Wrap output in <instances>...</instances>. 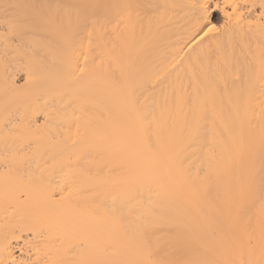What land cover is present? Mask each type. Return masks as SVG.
Listing matches in <instances>:
<instances>
[{
	"label": "bare ground",
	"instance_id": "obj_1",
	"mask_svg": "<svg viewBox=\"0 0 264 264\" xmlns=\"http://www.w3.org/2000/svg\"><path fill=\"white\" fill-rule=\"evenodd\" d=\"M113 2L0 0V264H259L264 32L232 11L256 21L259 0L77 18Z\"/></svg>",
	"mask_w": 264,
	"mask_h": 264
},
{
	"label": "snow or ice",
	"instance_id": "obj_2",
	"mask_svg": "<svg viewBox=\"0 0 264 264\" xmlns=\"http://www.w3.org/2000/svg\"><path fill=\"white\" fill-rule=\"evenodd\" d=\"M13 7H19L17 5H14ZM75 11L77 13L78 20L83 21L84 23L89 22V16H92L91 22L93 24L103 21L104 23H111L112 17H117L116 25L115 27H119L122 20L127 18L128 23L131 24L132 22V16H133V9L136 7H139V5L133 4L131 0H114L113 3L105 4L102 8H99L97 5H88V4H80L76 5ZM204 9V20H206L208 16V12L206 11V5L201 6ZM240 5H232V11L233 14L239 13L236 17L237 26L242 27L244 22H247L250 26L253 23H256L259 25V28L262 32H264V0H259V16L256 21H253L251 19H247L244 16L243 12H240ZM253 7H256L254 4ZM251 9H249L250 11ZM231 18V17H230ZM25 19H29L26 17ZM224 24L216 25L209 23L207 27H205L207 30L204 32L205 36H208L211 33H218L222 28H224ZM25 28L26 25H18V26H10L9 31L5 34L6 39L11 36H16L20 39L21 42L25 39ZM203 31V29H201ZM91 35V33H89ZM9 44L11 43V40L8 41ZM21 45H17V47H21ZM259 57H260V75L262 80H264V43H261L259 45ZM247 71V69H246ZM80 72H85V68H80ZM239 79V77H237ZM247 78V77H246ZM264 87V85H262ZM236 95L240 94V90H235ZM262 113H264V108H262ZM33 115H39V113H33ZM45 121H47V114H44ZM142 121V118H141ZM37 127L39 128L40 125L37 124ZM147 151L150 154V158L146 160V165L148 170L153 174L154 178L159 179L160 177V161L157 156L158 149H153L151 145H147ZM83 243V242H82ZM254 249L250 250V257L253 255ZM261 256L264 257V245L261 247ZM151 253H149V259L145 260L143 264H156L155 261L151 260L150 258ZM76 264H102V262L82 259L80 261H77ZM248 264H257V262L253 259H249ZM259 264H264V259H262Z\"/></svg>",
	"mask_w": 264,
	"mask_h": 264
}]
</instances>
